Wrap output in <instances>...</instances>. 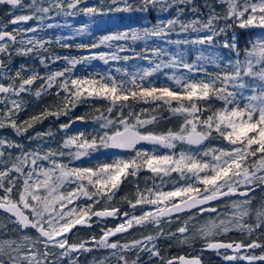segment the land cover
I'll use <instances>...</instances> for the list:
<instances>
[{"label": "snow or ice", "instance_id": "1", "mask_svg": "<svg viewBox=\"0 0 264 264\" xmlns=\"http://www.w3.org/2000/svg\"><path fill=\"white\" fill-rule=\"evenodd\" d=\"M43 2L30 0L24 7L31 9V14L15 15L8 22L20 25L36 20L38 26L6 31L7 25H0V56L10 60L13 50L20 55L41 50L47 53L46 44L50 41L25 38L24 34L52 28V24L45 25L44 21L53 9L57 15L83 14L90 17L103 16L108 12L148 11L150 8L166 11L177 5H191V12H199L193 0H139V7L128 0H111L107 10L97 5L80 7L86 5V0H67L66 4L65 0H49L48 7L42 6ZM21 3L22 0H0V5L11 6L12 9ZM216 3L222 5L223 10L217 12L213 4L206 3L209 11L205 20H181L184 9L178 8L176 18L161 21L152 28L115 32L101 37L98 42L76 46L89 52L103 46L111 52L100 51L80 58L53 55V63L64 60L66 64L45 76H40L34 69L27 76L23 75V70L12 75L5 70V60L0 59V78L9 81L0 83V104L4 105L0 110V128L10 127L17 135H24L48 117L59 119L61 115L67 116L81 103L91 100L108 102L107 115L100 112L94 117V122L104 130L102 133L90 138L84 132L66 135L55 150L24 151L23 146L15 141L0 138V191L3 193L0 195V209L9 214V222L13 225L11 230L21 233L19 240L0 239V264H64L65 258L67 264H77L79 257L72 254L92 251L87 246L89 244L98 249L112 250L119 264H129L125 253L135 254L136 259L131 264H141V254L145 252L152 264H202L200 256L166 259L157 243L161 239H170L188 244L197 234L206 241L205 249L214 250L217 254L224 249L225 261L264 262V254H248L252 249L264 247L256 240L244 244L210 239L231 231L246 233L249 237L258 230L264 234V208L256 211L254 223L245 220L251 211L248 207L253 199L251 193L264 188V0H216ZM236 28H258L262 33L250 46L241 49ZM85 30L78 29L77 33ZM172 34L186 35L172 40ZM141 40L146 43L161 40L179 47L175 54L163 47H146L136 53L131 45L126 47L125 44L114 43ZM16 44L20 47L15 48ZM61 46L71 47L68 44ZM180 48L195 49V61L188 62L185 51ZM210 49L227 50V55ZM129 51L133 55H122ZM133 59L147 60L153 67L135 72L117 67L115 73L119 76L111 72L89 76L74 74L76 65L91 60L109 65ZM40 63L47 67L46 58L41 57ZM208 65L214 71H209ZM162 69H175L185 74L173 72L167 75V80L172 81L175 87L149 79ZM38 79L43 83L33 90L32 86ZM53 88L56 89L54 93L51 91ZM22 94H34L37 99L43 95H55L57 103L19 122L20 112L26 110ZM212 100L222 102V106L212 110L209 104L201 103ZM141 103L152 104L153 111L166 106L172 116L181 118L178 129L143 131L158 123V117H146L148 109L137 111L134 105ZM114 110L117 115L111 118ZM205 112L208 113L206 116ZM85 119L76 117L80 121ZM70 127L71 123L60 125L66 133ZM52 136L49 130L36 132L32 139ZM210 140L223 143L214 147L206 144ZM140 144L151 145L152 148H138ZM178 145L186 147L177 152ZM101 148L131 151L134 155L95 166H73V161L89 157ZM159 148L169 151L159 152ZM10 149L21 151L15 155ZM142 171L152 174L145 177L143 188L138 182ZM173 173L183 183L165 179L172 177ZM129 177L137 181L133 198H124L130 211H121L115 205L93 210L102 201L108 205L115 200L121 184ZM156 178H159V184ZM149 179L152 180L151 186L147 184ZM167 183L174 187L165 191ZM14 190L16 198H13ZM230 197L244 198L231 200V215L220 214L217 207L212 206V202ZM183 213L190 215L181 221ZM204 213H217V216L202 224L190 237V224L195 227L192 222ZM221 215L225 218L221 219ZM93 217L99 218L97 223L107 217L121 218V222L114 228H102L99 239L92 236L79 243H69L68 234L76 235L73 229L78 226L91 228ZM173 222L180 226L175 231H165L163 225ZM148 226L156 231L124 243L110 240L117 234L129 233L133 228ZM27 229H34L37 235H29L25 231ZM0 230L7 234V225L2 221ZM227 250L233 254H228Z\"/></svg>", "mask_w": 264, "mask_h": 264}, {"label": "rangeland", "instance_id": "2", "mask_svg": "<svg viewBox=\"0 0 264 264\" xmlns=\"http://www.w3.org/2000/svg\"><path fill=\"white\" fill-rule=\"evenodd\" d=\"M109 1H110V3L105 6L106 10L111 4V0H109ZM200 1L201 0H193L195 6L197 8H199L197 3H201ZM96 2L98 4H100V2H101V6H104L103 4H106V3H102V0H86V5L82 4V5H80V7L90 6V4H95ZM128 2L130 4L139 3V0H128ZM29 3H30V0L28 2H26L24 5H27ZM66 3H67V0H65V4ZM212 3H216V0H213ZM24 5H22L19 8L17 7L16 9H12V8L8 9V12L10 14L11 19L15 15L31 14L32 10L25 8ZM216 5H220V4L216 3ZM42 6L48 7L49 6V0H44ZM121 6H123V5H121ZM177 6H182L183 7L182 9H184L183 15L180 16L181 20H185V21L192 20V19L205 20L204 18L200 17V11L198 13H193V12H191V10H189L191 5H188V6L177 5ZM177 6H173L172 8L166 10L165 11L166 15H169V11H172L173 8L177 7ZM113 7H115V6L113 5ZM53 11L56 12L55 9H53L51 12H53ZM139 12L141 14L140 20L143 21L142 23L144 26L142 28V30L147 28V27L152 28L153 26L148 24L149 21H148V18L146 17L147 14L143 13L142 11H139ZM165 12L163 11V13H165ZM217 12H219V11H217ZM108 13H109V16H107V15L106 16L105 15L99 16L98 15L95 17L85 16L83 14H77L75 16H65L61 13L60 15H57V16L59 18V21H61L59 24H60V26H62V31L59 32L57 37L59 39H63V40L80 38L83 40H88V41L90 40V41L98 42L101 37L115 33V32H112V33L109 32L108 28L112 27L113 30H116V28H117L116 25L118 23H121L120 21H122L120 15H117V14L112 15V12H108ZM159 13H160V11H159ZM49 14H48L49 18H46L44 21L45 25L51 24V23H49V21H50L52 16ZM126 17L127 18L125 20L130 19V17H128L127 14H126ZM31 25L32 26H38V22L36 20H32V21H29L25 24L16 25V28L23 27V28L27 29V28H29L28 26H31ZM84 28H86V30L84 32L79 33V34L77 33L78 29H84ZM250 29H258V28H250ZM42 31H43V29L40 30L38 33H30V34L26 33L24 35L25 36L29 35V37H27V38H37V36H39V37L41 36L40 32H42ZM177 32H179V28H177ZM261 33H262V30H256L255 31V35H257L256 40L260 38ZM185 35L186 34H182V35L172 34L170 39H172V38H174L172 40L182 39V38H185ZM192 35H193V37L195 36V34H192ZM114 43L125 44L126 47L131 45L132 49L136 53H140L146 47H148V48L163 47V48L167 49V51L169 53L175 54L178 50V47H179V46H175V45L169 44V43H167L165 41H161V40H149L147 43L145 41H142V40L137 41V42H131L130 41V42L125 43V42L121 41V42H114ZM15 48H16V46H15ZM10 50H12V49H10ZM179 50L185 51V59L188 62L195 61V57L197 55L195 49L185 50L184 48H180ZM100 51L111 52L112 50L102 46L101 48L93 49L92 52H87L86 55H84V56H88V55H91L93 53L100 52ZM209 51H220L221 54L227 55V50H221V49L211 50L210 49ZM12 54H17V53L13 50ZM122 55H130L131 56V55H133V52L129 51L127 53H122ZM241 58H243V54L241 55ZM163 59L167 60L168 57H164ZM80 66L83 67V69L92 70L94 73H101V74L109 72L110 70H113V69L115 70V68H117V67H121V68L125 67L129 72H135V71H138V70L143 69V68L153 67V65L150 64L147 60L133 59V60H130L128 62H120V63L112 62L109 65L104 64L100 60H91V61L76 65V68L74 70L75 75H76L75 72L77 71V69ZM108 68H109V71H108ZM208 70L214 71V69L211 65H208ZM173 72H175L177 75L185 74L182 71H177L175 69H162L160 72L156 73L153 77H151L149 79L151 81L157 83V84H161V85L162 84H169V85L175 87L174 83L172 81L167 80V78H166L167 75H171ZM79 76H84V74L79 75ZM0 83H4V82H0ZM32 88H33V90H36L34 85L32 86ZM63 95L64 94L62 93V96ZM22 96H23V100H24L25 105H26V110H29L30 107H33L34 103L41 101L43 98H45L46 95H43L39 99H37L34 94H31V95L22 94ZM91 101H93V100H91ZM3 108H4V105L0 104V110H2ZM22 112H24V111H21L20 113H22ZM73 113H74V110H72L69 113V115H67L69 118L68 120H66L62 116H60L59 119H56L55 117H48L47 119H44L42 123L35 124V126L33 128L29 129L28 132L22 136L17 135L15 133V131L13 129H11L10 127L0 128V138H7L8 140L15 141L16 143L23 146L24 151H31L33 149H38L42 152L47 151L48 149L55 150L60 146V144H62L63 140L66 138V135H67L66 132L60 128V125L65 124V123H71L70 128L75 127V123H72V121L74 120V118L72 117ZM69 129H67V131ZM49 130H51L53 133L52 137H45L42 140L32 139V137L35 136L36 132H47ZM222 143L223 142L219 141V140H210V141L206 142V144H210L211 146H214V147L219 146ZM183 147H186V146L178 145L177 148L175 149V151L178 152ZM157 150L159 152H168L169 151L167 149H160V148ZM193 150H195V149H193ZM9 151L13 152L15 155H19L21 149H10ZM121 153L122 152L116 153L114 151H111L110 149L101 148L99 151L92 152L89 157H84L81 160H84V159L96 160L98 158H109V156L111 157L112 160H114L116 158H128V157H131L132 155H134V153H132L131 155H124ZM81 160H78V161H81ZM78 161H73L72 163L75 164V162H78ZM38 163H46V162H38ZM150 176H152V174L148 173L146 171H142L140 173L138 182H139L141 188H143L145 183H146L145 177H150ZM165 179L169 180V181L172 179H176L177 181H179V177L175 173H173L172 177H168ZM136 182H137L136 178L129 177L128 180H125L121 184L120 190L117 193L115 200H113L108 205H105L102 201L101 204H97L93 210L95 211V210L101 209L102 207H105V206L112 207L113 205H115L116 207H119L121 209V211H130V208H129L128 204L126 203V200H125V203H121L123 201V197H122L121 192L122 191L127 192V198L132 199L134 196V192H135V186L134 185ZM156 183L157 184L160 183L159 178H156ZM179 183H183V181H179ZM147 184H148V186H151L152 180L149 179L147 181ZM173 187H174V185L172 183H167L166 186L164 187V190L167 191V190L172 189ZM1 193H2V191H0V194ZM13 193H14V191H13ZM231 200H235V199H231ZM231 200L224 202L225 210L223 213H227V214L231 215V213L233 212V209L230 207ZM125 205H127V207ZM248 207L250 208L251 211H250V215L248 217H246L245 220L247 223H254L256 211L261 209V208H264V196L263 195H255L252 199L251 204ZM223 213H220V214H223ZM189 215L190 214L181 215V221L186 219ZM216 216H217V214L205 215L204 217L202 215L197 216L195 218V220L192 222L195 225V227H192V225L190 224V231H189L188 235L190 237H192L193 234L196 233V230L202 224L206 223L210 218L215 219ZM220 218L223 219L225 217L223 215H221ZM97 220L98 219H93V225L91 228L78 226L76 229H73V232L76 233V235H73L72 233H70L69 243H79L81 240H88L92 236H96L97 239H99V235H102V232H101L102 228H104V229L114 228L118 223L121 222V218L106 219V220L100 219L99 223L96 222ZM0 221H2L5 225H7V234H5L4 230H0V239H8V238L17 239V240L20 239L21 233L19 231H12L11 230L13 228V225L9 222V216L8 215L0 212ZM179 226H180V224L178 222H173L171 225H163V227L165 228V231H168V230L175 231V229ZM131 231L132 232L123 233V234H119L117 236H114V237L110 238V240L119 241L120 243H124V242L132 240V239H139V238H141L142 235H148L150 233H154L156 231V229H154L151 226H148V227H144V228L136 227V228H133ZM27 233L33 237H35L37 235L34 229L27 231ZM229 233H234L239 239H241V241H243V243H246V244L250 243L252 240H256L258 243L264 244V234H261V232L259 230L254 232L251 237H249L246 233H242V232H238V231H231ZM227 234H222L219 236L210 237V239H212V240L226 239ZM157 243L161 249V255L164 256L166 259L171 258V257H177V256L181 255L182 252H189L192 254V256H200V258H202L205 263L212 264V262L214 263V261H216L215 259L211 258V256L216 257V255H209V254H205L203 252V247L205 246L206 241L204 239L200 238L198 234L195 235L194 238H191L189 240L188 244H180V243L176 242L175 240H170V239H161ZM87 246L92 248L93 250L90 252L83 253V254H78V253L72 254L73 257H76V256L79 257V259L77 260V264H101V261H103L104 264H119L116 257L112 255V250L103 249V248L98 249L93 244H89ZM55 251H59V250H55ZM145 254H147V252L141 254V264H142V260L144 259ZM249 254H255V255L264 254V247L253 249V251ZM125 255L129 259V264H131L132 260L136 259V256L134 253H125ZM144 263H147V262H144ZM64 264H67V258H65ZM147 264H152V261H148Z\"/></svg>", "mask_w": 264, "mask_h": 264}, {"label": "trees", "instance_id": "3", "mask_svg": "<svg viewBox=\"0 0 264 264\" xmlns=\"http://www.w3.org/2000/svg\"><path fill=\"white\" fill-rule=\"evenodd\" d=\"M201 3H197L198 4V9L200 11V17L206 19L208 16V8L205 7L206 3H211L213 4V6L215 7L216 11H222L223 10V6L222 5H216V3H212L213 0H201ZM102 3H106L103 4L104 6H101V2L100 4H98L97 2L95 4H90V6L92 5H97V6H101L106 10V5L110 3L109 0H102ZM133 5L135 7H139V3H133ZM113 7V5H112ZM11 8V6H6L3 5L0 7V25H7V28L4 29L6 31H12L14 28H16V25H12L9 22V20L11 19L10 14L8 12V9ZM19 8V7H18ZM178 8H183L182 6H177L174 7L172 11H169V15H166V12L163 13V11H160L157 8H150L148 11H142L143 13L147 14V18L150 25L155 26L157 24H159L161 21H166L168 19H173L176 18L177 15V10ZM191 8V7H190ZM176 10V11H175ZM190 10V9H189ZM160 11V13H159ZM128 17H130V19L125 20L126 14ZM120 15L121 16V23H118L116 25V30H113L112 27L108 28L109 32H122V31H131V30H142L143 26V21L140 20V12L139 11H131V12H112V15ZM49 15H51V19L49 21V23H51L53 25L52 28H43V31L40 32L41 36H37L36 39H40V40H46V41H50V43L46 44V47L48 48V52L44 53L42 50L40 52H34L31 53L29 55H20V54H12L11 59L8 60L6 57L4 56H0L1 59H4L6 64H7V68L5 69L6 71H8L10 74L14 75L16 71H21L23 70V75L27 76L30 74L31 70H35L37 73H39L40 76H45L47 73L54 71V70H59L62 69L66 62L64 60H60L57 61L55 63L52 62L51 60V56L56 55V56H60V57H64V56H68V57H75V58H80L83 57L84 55H86L87 50H82L77 48V45L80 44H91L95 41H88V40H83L80 38H75V39H70V40H63V39H59L57 36L59 34V32L62 31V26H60V22L59 18L56 14L55 11L51 12ZM107 16H109V13L106 14ZM105 15V16H106ZM116 22V21H115ZM96 23V22H95ZM28 27H33L28 26ZM147 28H151V27H147ZM256 30H261V29H239L236 28L235 32L237 34V36L239 37V44L241 49H243L245 46H250V43L252 41H255L257 38V35H255V31ZM39 32V31H38ZM37 32V33H38ZM30 34V33H29ZM29 37V35L25 36V38ZM174 39V38H172ZM59 41V43L57 42ZM130 42V41H129ZM62 44H68L71 45L70 48H65L62 47ZM16 48H19L20 45L16 44L15 45ZM243 54V52H242ZM41 57L46 58V64L47 67L45 66V64H41L40 63V59ZM124 69H126L124 67ZM109 71V68H108ZM109 72H111L114 75L119 76V73H115V70H110ZM76 76L82 75L84 74V76H89V75H95L97 73H94L92 70H88V69H83V67H79L77 69V71L75 72ZM101 74V73H99ZM0 82H4L5 84L9 83L8 80L5 79H1L0 78ZM43 83V80L38 79L35 84L34 87L36 89L39 88V86ZM53 93L56 91L55 88H53L51 90ZM62 96V93L60 94ZM57 103V97L55 95H46L45 98H43L41 101L34 103L33 107H30L29 110H26L22 113L19 114V122H22L23 120H27L29 117L36 115L38 113H40L45 107L47 106H54ZM129 103H132L131 101H129ZM202 104H209L211 106L212 110H215L216 108H219L222 106V102L220 101H216V100H212L209 102H201ZM107 101H103V100H93V101H89L87 103H81L80 105H78L77 107H75L74 109V113H73V118L76 121L75 122V127L70 128L67 131V135H75L79 132H84L86 133V135L90 138L93 135H98L100 133H102V129L99 128V124L97 122H94V117L97 116L100 112H104L107 115ZM135 109L137 111H139L141 108L144 109H148L149 112L145 114V116L147 117L148 115H156L158 117V123H156L155 125H150L148 127V129H144L143 131H155V132H163L166 131L167 129L171 128L173 130H177L181 121L180 117H174L172 116V114L167 110V107H158L155 108V110L153 111L154 106L152 104H136L134 105ZM99 110V111H98ZM208 113L205 112L204 115L206 116ZM117 115L116 110L113 111V113L111 114V118H115ZM125 115H127V109H125ZM63 118H65L66 120H68V116H64L61 115ZM79 116H83L85 117V121H80V120H76V117ZM65 134V135H66ZM144 149H151V147H143ZM119 153V152H116ZM133 152L130 153H125L122 152L121 154L124 155H131ZM112 161L111 157L109 156V158H98L96 160L94 159H84L78 162H75V164H73V166H83V167H89V166H95L96 164H100V163H110ZM3 193H1L0 195H2ZM122 197H123V201L121 203H125V199L127 198V192L122 191L121 192ZM13 198H16V192L14 190L13 193ZM127 207V205H125ZM124 206V207H125ZM132 232V231H131ZM90 235V234H89ZM101 235H99L100 237ZM253 251V250H252ZM181 254L187 255V256H192L191 253L189 252H182ZM209 255H215V254H209ZM211 258L215 259L216 261H214V263L212 262V264H226L224 262V260L216 255V257L211 256ZM149 260L148 254H145L144 259L142 260V264H147ZM147 262V263H144ZM208 264V263H205ZM240 264H246V263H240ZM259 264H264V262H259Z\"/></svg>", "mask_w": 264, "mask_h": 264}, {"label": "flooded vegetation", "instance_id": "4", "mask_svg": "<svg viewBox=\"0 0 264 264\" xmlns=\"http://www.w3.org/2000/svg\"><path fill=\"white\" fill-rule=\"evenodd\" d=\"M25 3L28 2L29 0H22ZM255 195H263L264 196V188H257V191H255L253 194H251L252 197H254ZM231 199H244L242 197H230V198H224L220 201H217L215 203L212 204V206L217 207L218 213H223L225 210L224 207V202L231 200ZM217 213H204L202 216L204 217L205 215H214ZM70 235V233L68 234V236ZM112 238V237H111ZM218 241H223V242H231V241H236V242H243L241 241V239H239L234 233H228L227 234V238L226 239H219ZM246 244V243H244ZM253 250V249H252ZM252 250L249 251V253L252 252ZM228 254H233L230 250H227ZM225 253V250L220 251V254L214 253L215 255L220 256L223 259V254ZM248 253V254H249ZM205 254H209V253H205ZM241 254H244L243 251L241 252ZM182 255V254H181ZM224 260V259H223ZM224 262L226 264H240V263H246L245 261H235V262H229V261H225Z\"/></svg>", "mask_w": 264, "mask_h": 264}, {"label": "water", "instance_id": "5", "mask_svg": "<svg viewBox=\"0 0 264 264\" xmlns=\"http://www.w3.org/2000/svg\"><path fill=\"white\" fill-rule=\"evenodd\" d=\"M22 3H23V1H22ZM22 3H21V5H22ZM1 6V5H0ZM149 146H151V145H147V144H140V145H137V147L138 148H140V147H149ZM163 149V148H162ZM112 151H121V152H131V151H125V150H120V149H111ZM257 191V190H256ZM254 192H252L251 194H253ZM224 199V198H223ZM215 202H217V201H214V202H212V204L213 203H215ZM194 211V210H193ZM0 212H2V213H4V214H6V215H8L9 216V214H7V213H5L2 209H0ZM183 214H185V213H183ZM93 218H96V217H93ZM107 218H112V217H107ZM107 218H103V219H107ZM28 230H31V229H27V230H25L26 232L28 231ZM224 249H221L220 251H223ZM204 251L205 252H207V253H215L216 251H214V250H207V249H205L204 248ZM231 251V250H230ZM182 256H184V255H182ZM202 260V259H201ZM202 264H204V262H203V260H202Z\"/></svg>", "mask_w": 264, "mask_h": 264}]
</instances>
